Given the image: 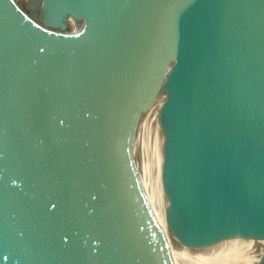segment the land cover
Here are the masks:
<instances>
[{"label": "water", "instance_id": "obj_1", "mask_svg": "<svg viewBox=\"0 0 264 264\" xmlns=\"http://www.w3.org/2000/svg\"><path fill=\"white\" fill-rule=\"evenodd\" d=\"M169 235L264 240V0H0V264H176Z\"/></svg>", "mask_w": 264, "mask_h": 264}, {"label": "bare ground", "instance_id": "obj_2", "mask_svg": "<svg viewBox=\"0 0 264 264\" xmlns=\"http://www.w3.org/2000/svg\"><path fill=\"white\" fill-rule=\"evenodd\" d=\"M148 115L153 126L157 147L156 199L158 216L163 221L164 207L168 203L161 178L164 135L162 134L161 137L160 132L162 129L159 121L156 119V108L148 111ZM169 239L176 264H181L178 260L179 254H185L194 258L192 263L195 264H255L264 251V240L234 238L222 241L213 246L202 248L187 247V249L171 235H169Z\"/></svg>", "mask_w": 264, "mask_h": 264}, {"label": "rangeland", "instance_id": "obj_3", "mask_svg": "<svg viewBox=\"0 0 264 264\" xmlns=\"http://www.w3.org/2000/svg\"><path fill=\"white\" fill-rule=\"evenodd\" d=\"M185 248H187V247L185 246ZM178 260H179V262L181 264H183V263H186V264H195V263H192V261L194 260V258H192V257H190L188 255H185V254H179L178 255Z\"/></svg>", "mask_w": 264, "mask_h": 264}]
</instances>
